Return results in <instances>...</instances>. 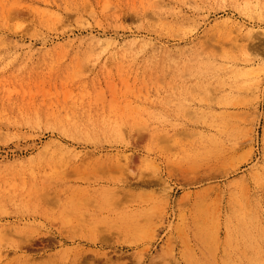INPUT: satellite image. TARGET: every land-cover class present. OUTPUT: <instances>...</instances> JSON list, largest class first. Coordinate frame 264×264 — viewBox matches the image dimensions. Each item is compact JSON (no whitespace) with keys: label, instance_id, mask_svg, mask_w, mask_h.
Wrapping results in <instances>:
<instances>
[{"label":"rangeland","instance_id":"374dc122","mask_svg":"<svg viewBox=\"0 0 264 264\" xmlns=\"http://www.w3.org/2000/svg\"><path fill=\"white\" fill-rule=\"evenodd\" d=\"M0 264H264V0H0Z\"/></svg>","mask_w":264,"mask_h":264},{"label":"bare ground","instance_id":"6f19581e","mask_svg":"<svg viewBox=\"0 0 264 264\" xmlns=\"http://www.w3.org/2000/svg\"><path fill=\"white\" fill-rule=\"evenodd\" d=\"M48 237H49V236H48ZM20 240H21V239H20ZM36 240H38V239H36ZM22 241H23V240H22ZM24 241H25V240H24ZM44 241H45V240H44ZM29 242H30V241H29ZM31 242H32V241H31ZM36 243H37V242H36ZM42 243H43V242H42ZM44 243H45V242H44ZM40 244H41V243H40ZM27 245H28V244H27ZM27 245H26V246H27ZM20 246H21V245H20ZM30 246H31V245H30ZM33 249H34V248H33Z\"/></svg>","mask_w":264,"mask_h":264}]
</instances>
